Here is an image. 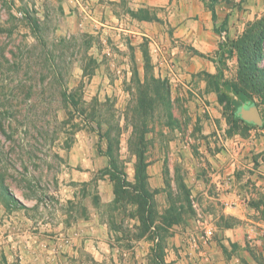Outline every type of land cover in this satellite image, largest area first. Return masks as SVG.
I'll list each match as a JSON object with an SVG mask.
<instances>
[{
    "label": "rangeland",
    "instance_id": "374dc122",
    "mask_svg": "<svg viewBox=\"0 0 264 264\" xmlns=\"http://www.w3.org/2000/svg\"><path fill=\"white\" fill-rule=\"evenodd\" d=\"M64 3L0 0V264H174L171 235L194 229L196 210L181 172L175 190L169 183L153 190L144 180L141 189L138 163L148 158L145 152L152 157L167 152L170 140L180 138L185 163L206 173L201 153L208 137L206 113L190 108L202 97L191 88L215 90L226 120L237 97L226 93L223 80L264 105V38L256 43L264 33V14L247 18L229 36L224 32L223 42V31L218 33L226 58L211 73L214 52L126 32L106 7L103 25L89 12L67 15ZM120 3L118 12L129 8ZM225 72L233 77L226 79ZM228 126L232 131L238 125ZM106 151L115 174L103 168L104 158L96 159ZM71 153L85 154L83 162L92 164L86 179H73ZM102 174L114 176L117 195L111 205H102L96 194ZM199 199L201 210L219 214V205ZM96 209L118 251L99 243L94 255L89 240L77 236L74 224ZM180 240L184 244V236ZM187 256L181 264H191Z\"/></svg>",
    "mask_w": 264,
    "mask_h": 264
},
{
    "label": "crops",
    "instance_id": "0c3cea01",
    "mask_svg": "<svg viewBox=\"0 0 264 264\" xmlns=\"http://www.w3.org/2000/svg\"><path fill=\"white\" fill-rule=\"evenodd\" d=\"M66 2L69 7H63V11L67 15L89 12L92 19L103 25L101 8L106 7L115 21L120 19L124 23L126 32L171 43L182 40L199 53L214 52L216 56L221 46L217 37L219 32L223 31L229 36L231 29L244 26L247 18L264 14V0H239L240 4L234 7L231 0H214L212 6L210 0H65L64 4ZM120 2L129 6L122 13L118 12ZM114 28V25L110 26V29ZM154 31H157V35H153ZM204 47L205 50L202 49ZM210 64V72H215L217 61L210 60ZM196 71L188 73V76L197 74ZM232 77L225 74L226 79ZM171 78L177 79V76L172 73ZM191 89L192 93H201L202 97L190 102V108L197 111L202 109L206 113L203 122L208 137L201 151L206 173L201 174L197 167L185 163L187 152L181 148L184 143L178 138L170 140L171 150L167 152L157 151L154 157L145 152V157H148L145 158L146 180L153 190L161 191L167 188L168 183L175 190V177L181 172L190 198L196 196L199 205L200 197L203 205L210 202L214 206L219 205L220 212L216 214L213 210H201V215L213 225L214 232L209 241L195 251L185 250L184 244H181L184 231L180 229L182 233L180 230L172 233L171 238L175 241V250L171 248L176 259L174 264L183 263L186 255V261H191V264H264V105L242 102L235 107L238 126L229 131L228 123H233L222 115L215 90L204 85ZM173 91L176 92V89ZM255 111L261 123L254 121ZM176 133L178 129H175ZM80 154V157L76 153L69 156L75 180H81V175H85L86 179L93 168L92 164L88 166L83 162L87 156ZM195 156L191 153V158ZM103 158L105 168L107 156L99 153L96 157L101 161ZM95 190L102 205L114 202V185L108 174L96 179ZM221 216L233 222H221ZM197 219L198 215L193 218L194 227L197 226ZM74 225L78 230L77 236L89 240L92 254L100 253L97 250L99 243L119 250L109 242L111 233L99 209ZM172 227L179 226L174 224ZM185 231H189V228ZM177 254L181 255L180 259Z\"/></svg>",
    "mask_w": 264,
    "mask_h": 264
},
{
    "label": "trees",
    "instance_id": "16d2710c",
    "mask_svg": "<svg viewBox=\"0 0 264 264\" xmlns=\"http://www.w3.org/2000/svg\"><path fill=\"white\" fill-rule=\"evenodd\" d=\"M213 1L214 0H210L211 6H212ZM213 17H214V13H213ZM263 38H264V33H261L259 38L256 39V43H260ZM222 52H224V49H223V47L221 45L220 49H219V52L217 54V63L218 64H220V63L224 64V59L226 57H225V55L223 56ZM223 86H224L225 91H226L227 94L232 93V94H234V96L237 97V99H232L235 107L239 106L242 102H248V103L256 104V102H254L251 99V97L244 90H242L240 87H238V85L235 82H230V81H227V80H223ZM224 96H225V98H228V95H226V94L223 95L222 94V97H224ZM230 120H231L232 123L236 124V122L238 121V118L233 114L232 117L230 118ZM262 126H264V124ZM105 155L110 160V157H111L110 153H108L106 151ZM143 162L144 163H138L139 168L137 170V172H141V173L143 172L142 176H139V181H140V187L139 188H141V189H143V187H145V184H146V186L148 185L147 184V180H146V173H145L146 162L145 161H143ZM110 165H111V163H109V165L106 166L105 169L106 170H108V169L110 170V168H111V170L113 172L112 174H115V172H116L115 167H110ZM109 177L113 181L115 200H116L117 190H116V187H115V184H114V176L109 175ZM143 180L145 181V184L142 183ZM136 192H138V191H136ZM139 192H140V197L143 198L145 201L147 199H149V196L146 195L143 191L142 192L139 191ZM115 200H114V202H115Z\"/></svg>",
    "mask_w": 264,
    "mask_h": 264
},
{
    "label": "built area",
    "instance_id": "2783aa9c",
    "mask_svg": "<svg viewBox=\"0 0 264 264\" xmlns=\"http://www.w3.org/2000/svg\"><path fill=\"white\" fill-rule=\"evenodd\" d=\"M220 38L222 41H225L224 32H221ZM190 203L193 208L196 210V215H198L197 226L194 227L195 233L191 230L186 231L184 234V246L185 250L195 251L198 248H201L209 239L212 237L214 229L211 222L201 215V209L199 207L196 196L190 198ZM228 205L227 203H225ZM201 219V220H200Z\"/></svg>",
    "mask_w": 264,
    "mask_h": 264
},
{
    "label": "water",
    "instance_id": "95a60500",
    "mask_svg": "<svg viewBox=\"0 0 264 264\" xmlns=\"http://www.w3.org/2000/svg\"><path fill=\"white\" fill-rule=\"evenodd\" d=\"M254 121H256L257 123H261V119L259 118L258 112H254Z\"/></svg>",
    "mask_w": 264,
    "mask_h": 264
}]
</instances>
